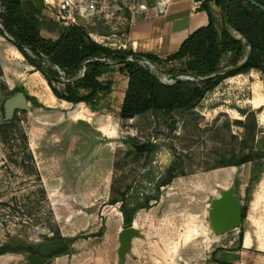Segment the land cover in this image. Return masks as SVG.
I'll return each mask as SVG.
<instances>
[{"label":"rangeland","instance_id":"374dc122","mask_svg":"<svg viewBox=\"0 0 264 264\" xmlns=\"http://www.w3.org/2000/svg\"><path fill=\"white\" fill-rule=\"evenodd\" d=\"M97 1V13L80 20L93 39L117 48L125 44L136 17L138 32H159L169 10H199L203 0ZM60 2L44 0L50 17L56 19L51 10L56 12L52 6ZM214 12L221 29V10L214 7ZM176 23L185 25L187 17ZM43 35L51 36L46 31ZM41 77L0 35V102L18 88L34 98L29 111L15 113L12 131H0V244L12 238L39 242L53 213L64 236L81 238L72 254L50 264H119L125 226L119 204L110 201L130 186L137 188L149 170L163 173L174 160L168 149L172 144L184 160L185 175L163 188L160 201L138 212L133 224L140 234L126 264H215V259L264 264V170L252 186L255 162L237 165L253 157L252 149L264 151L263 72L227 79L179 119L174 130L158 125L149 113L134 118L133 124L121 119L128 78L119 68L105 77L113 79L114 91L97 110L87 104H61L37 85ZM24 135L36 163L21 150ZM131 138L140 144H129ZM150 141L161 149L146 168L140 146ZM232 186L241 196L245 221L220 239L210 227L208 212L212 200ZM242 231L247 234L245 245L251 246V238L253 244L244 254ZM218 245L226 249H218L214 258ZM0 264H27V258L7 254Z\"/></svg>","mask_w":264,"mask_h":264},{"label":"trees","instance_id":"16d2710c","mask_svg":"<svg viewBox=\"0 0 264 264\" xmlns=\"http://www.w3.org/2000/svg\"><path fill=\"white\" fill-rule=\"evenodd\" d=\"M255 1L264 6V0ZM214 7L221 10V29ZM200 10L207 13L208 24L190 33L179 49L165 58L136 52L132 47L114 48L101 44L93 39L86 25H64L50 17L44 0H0V35L18 49L34 71L43 76L58 101L75 106L87 104L97 110L114 91L113 79L105 77L119 68L120 73L128 78L119 113L121 119L129 120L149 113L158 125L174 130L179 119L183 120L188 112L197 109L227 79L252 70L264 73L262 8L249 0H203ZM44 31L51 36H44ZM143 61L155 63L161 76ZM162 76H169L175 82L163 83ZM28 99L34 98L28 96ZM13 121L8 125L0 124V131H12ZM24 136L21 150L36 163L29 139ZM128 143L140 144L135 138ZM160 149L161 145L154 141L144 144L146 168L154 162ZM168 149L174 160L163 173L149 170L137 188L130 186L119 199L110 201L111 205L119 204L125 228L133 225L140 210L160 201L163 188L171 185L178 176L185 175V163L177 149L172 144ZM130 151L135 152L134 149ZM251 152L252 158L237 165L255 162L250 181L253 186L264 170V151L252 149ZM251 185L248 193L252 190ZM51 214L48 233L39 242L12 238L0 244V257L18 254L26 256L27 264H50L53 259L72 254L81 237L64 236L54 214ZM245 216L244 208L242 225ZM244 235L242 231L241 242ZM215 261L230 264L223 259Z\"/></svg>","mask_w":264,"mask_h":264},{"label":"water","instance_id":"95a60500","mask_svg":"<svg viewBox=\"0 0 264 264\" xmlns=\"http://www.w3.org/2000/svg\"><path fill=\"white\" fill-rule=\"evenodd\" d=\"M249 1L264 10V6L258 4L255 0ZM78 24L85 25V22L79 21ZM148 64L161 76V72L155 63L148 61ZM29 110L30 101L24 91L11 93L0 102V124L8 125L13 121L17 111ZM140 148L144 150L143 145ZM243 216L244 206L241 196L236 193L235 186L223 190L218 197L214 198L208 212L210 227L218 235H224L241 228ZM139 234L134 224L122 230L120 236L121 245L118 253L119 264H126L127 256L132 251L133 240Z\"/></svg>","mask_w":264,"mask_h":264},{"label":"crops","instance_id":"0c3cea01","mask_svg":"<svg viewBox=\"0 0 264 264\" xmlns=\"http://www.w3.org/2000/svg\"><path fill=\"white\" fill-rule=\"evenodd\" d=\"M53 1L49 2L52 3ZM53 9H56L57 6H52ZM171 11V10H169ZM167 13L166 17L164 18V21L162 22V25L160 27V31L157 32H146V33H141L138 32V17H136V21L134 23V25L131 28V32L129 33V35L127 36V40L125 42V44H122L119 47H132L134 49V51L136 52H147V53H153L156 54L160 57H166L174 52H176L181 43L189 36L190 33H192L193 31H195L196 29L206 26L209 22L208 20V15L206 12L201 11L200 9H192V10H188L186 12H182L180 10L175 11V9H172L171 12ZM177 14H175V12ZM180 11V13H179ZM138 12V11H137ZM136 12V13H137ZM52 15L55 14L54 10H51ZM181 14V15H180ZM183 14V15H182ZM179 15V16H176ZM182 16L187 17V23L185 25H178L176 23V21H179L182 19ZM111 47H113L111 45ZM116 48V47H114ZM124 99V98H123ZM60 102V101H58ZM61 104L63 103H67V102H60ZM123 103V100L121 102V105ZM67 105H73L70 103H67ZM76 105V106H80ZM83 105V104H82ZM121 105L119 107V111L121 109ZM75 106V105H74ZM138 214V213H137ZM136 214V216H137ZM136 221V217L134 219V222ZM133 222V223H134ZM247 235V234H246ZM246 235L244 236V239L242 241V253H247L250 249L252 244V238H251V246L247 247L245 245V239H246ZM226 235H222L219 236L220 239L222 237H226ZM218 240V238H216ZM135 240V239H134ZM134 240L132 243V249H133V244H134ZM235 240V239H234ZM218 249H226V246L224 245H218L214 248L213 250V255L217 253ZM262 251V250H261ZM227 253H233V252H229L226 250ZM128 261V256H127V260ZM128 263V262H127ZM228 263L230 264H236L233 261H228ZM215 264H220L218 262H215Z\"/></svg>","mask_w":264,"mask_h":264},{"label":"built area","instance_id":"2783aa9c","mask_svg":"<svg viewBox=\"0 0 264 264\" xmlns=\"http://www.w3.org/2000/svg\"><path fill=\"white\" fill-rule=\"evenodd\" d=\"M54 5V4H51ZM98 11L97 0H62L56 8L55 17L64 25L78 24L81 17L91 18ZM148 64V61H146ZM184 79L194 80L190 76H182ZM163 83L173 84L175 80L169 76L161 78ZM134 118L129 119V123L133 124Z\"/></svg>","mask_w":264,"mask_h":264},{"label":"bare ground","instance_id":"6f19581e","mask_svg":"<svg viewBox=\"0 0 264 264\" xmlns=\"http://www.w3.org/2000/svg\"><path fill=\"white\" fill-rule=\"evenodd\" d=\"M36 78V77H35ZM36 83L37 85L40 87V88H43L44 90H47L48 92H50L51 94H53V92L51 91L50 87L48 86L47 84V81L41 77L39 79L36 80ZM40 90V89H39ZM49 94V93H48ZM52 97V96H51Z\"/></svg>","mask_w":264,"mask_h":264}]
</instances>
